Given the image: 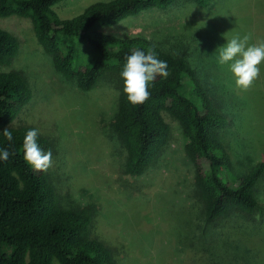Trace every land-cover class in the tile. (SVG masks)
<instances>
[{"label":"rangeland","instance_id":"obj_1","mask_svg":"<svg viewBox=\"0 0 264 264\" xmlns=\"http://www.w3.org/2000/svg\"><path fill=\"white\" fill-rule=\"evenodd\" d=\"M97 1L109 0H61L52 8L66 19ZM0 27L20 40L17 55L3 69L23 71L32 89L29 102L11 125L34 126L52 139L49 172L61 202L67 206L86 200L95 203L99 233L113 244H125L131 257L138 258L127 264H182L189 250L204 249L213 264H244L241 253L223 243L229 238L223 232L240 223L236 236H244L253 246L246 245L253 253L251 264H264L263 254L254 251L264 252V174L255 189L260 205L255 220L246 223L241 217L233 223L222 221L218 227L205 225L193 167L183 155L184 139L176 122L166 117L172 128L171 143L156 162L141 176L125 175V154L104 127L117 106L115 81L104 78L83 92L55 70L29 18L3 17ZM101 30L121 37L138 34L184 56L229 119L223 138L235 171L241 173L254 161H264V65L252 88L243 92L235 87L228 66L218 63V49L237 34L252 33L253 44L264 41V0H213L207 7L181 0ZM184 82L187 92L193 83ZM215 238L217 244L212 243Z\"/></svg>","mask_w":264,"mask_h":264},{"label":"trees","instance_id":"obj_2","mask_svg":"<svg viewBox=\"0 0 264 264\" xmlns=\"http://www.w3.org/2000/svg\"><path fill=\"white\" fill-rule=\"evenodd\" d=\"M59 1L0 0V19L12 15L29 18L34 35L51 57L55 70L65 79L73 80L79 90L90 91L104 78L115 81L117 106L104 120V127L125 154L124 174L143 175L167 150L172 135L166 118L169 117L177 123L184 139L183 155L193 167V182L205 225L218 227L222 221L233 223L241 217L247 219L246 223L255 220L253 215L260 210L255 189L264 174V161H254L241 173L235 171L223 138L229 119L185 57L138 34L121 37L101 30L128 16L154 8L165 9L181 0L97 1L66 19L60 18L52 8ZM187 1L207 7L213 0ZM19 47L18 37L0 27V149L13 153L7 161H0V264H53V261L127 264L132 259L137 262L138 258L131 257L125 244H113L99 233L95 203L86 200L64 205L49 169L37 172L25 163L23 137L28 130L36 128L14 127L11 123L29 102L32 89L23 71L3 69L11 64ZM149 48L158 59L167 62L169 75L151 82L150 98L132 106L123 92L120 72L133 49L147 54ZM185 80L193 83L187 92ZM4 129L12 132L11 142L2 135ZM37 143L53 155L51 138L39 132ZM240 225L223 232L232 238H225L223 243L240 252L244 264H251L253 253L248 247L253 249V246H248L244 236L241 239L236 236L235 227ZM212 243L217 244L218 240L215 238ZM254 251L264 257L260 249ZM209 253L207 249L189 250L182 264H213Z\"/></svg>","mask_w":264,"mask_h":264},{"label":"clouds","instance_id":"obj_3","mask_svg":"<svg viewBox=\"0 0 264 264\" xmlns=\"http://www.w3.org/2000/svg\"><path fill=\"white\" fill-rule=\"evenodd\" d=\"M252 38L250 32L243 36L237 34L227 39L226 44L218 49V63L228 66L235 87L243 92L252 88L260 77L261 65H264V41L253 44L250 43ZM125 60L120 72L123 92L132 106H138L150 98L151 82L157 77L167 78L168 64L158 59L152 48L148 49L147 54L143 50L133 49ZM2 135L9 142L13 140L9 129H4ZM38 135L37 129H30L24 135L23 159L34 171L46 172L52 167V153L40 148L37 143ZM12 154L6 148L0 149V161H7Z\"/></svg>","mask_w":264,"mask_h":264}]
</instances>
